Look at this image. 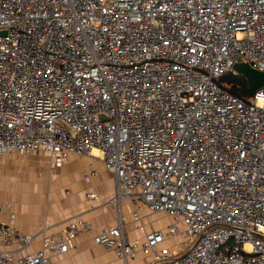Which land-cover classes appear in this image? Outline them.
Masks as SVG:
<instances>
[{"label": "built area", "instance_id": "obj_1", "mask_svg": "<svg viewBox=\"0 0 264 264\" xmlns=\"http://www.w3.org/2000/svg\"><path fill=\"white\" fill-rule=\"evenodd\" d=\"M239 57L264 72V0H0V162L45 150L62 167L97 151L117 201L176 219L143 242L121 217L94 234L126 260L264 264V86L245 101L218 82ZM93 231L76 217L15 256L35 236L11 215L0 264H47Z\"/></svg>", "mask_w": 264, "mask_h": 264}, {"label": "crops", "instance_id": "obj_2", "mask_svg": "<svg viewBox=\"0 0 264 264\" xmlns=\"http://www.w3.org/2000/svg\"><path fill=\"white\" fill-rule=\"evenodd\" d=\"M117 188V178L106 169L97 151L92 155L70 153L62 167H57L45 150L5 153L0 162V223L9 222L14 215L19 230L35 236L28 246L13 245L10 250L15 256L36 253L43 247L45 228L47 235H59L73 219L81 217L93 226V233L76 236L66 253L47 251V264H148L151 257L141 252L126 260L114 249L93 240L94 234L115 226L120 217L125 221L126 235L140 242L146 232L166 231L171 225L166 229L152 228L148 216L153 211L140 199L136 203L130 197L117 201ZM89 193L96 196L89 197ZM173 240L167 239L161 247L171 248L168 244Z\"/></svg>", "mask_w": 264, "mask_h": 264}, {"label": "trees", "instance_id": "obj_3", "mask_svg": "<svg viewBox=\"0 0 264 264\" xmlns=\"http://www.w3.org/2000/svg\"><path fill=\"white\" fill-rule=\"evenodd\" d=\"M219 84L226 90L231 92L243 100H248L254 93L249 82L240 74L234 75L233 73L224 74L219 80Z\"/></svg>", "mask_w": 264, "mask_h": 264}, {"label": "water", "instance_id": "obj_4", "mask_svg": "<svg viewBox=\"0 0 264 264\" xmlns=\"http://www.w3.org/2000/svg\"><path fill=\"white\" fill-rule=\"evenodd\" d=\"M235 69L243 76L251 85L253 90H257L264 86V72L253 68L245 59L239 57L235 62ZM77 136L75 131H72ZM1 210V207H0Z\"/></svg>", "mask_w": 264, "mask_h": 264}, {"label": "rangeland", "instance_id": "obj_5", "mask_svg": "<svg viewBox=\"0 0 264 264\" xmlns=\"http://www.w3.org/2000/svg\"><path fill=\"white\" fill-rule=\"evenodd\" d=\"M148 219L150 220L149 223H150L152 228L157 227L160 229H164V228L166 229L169 224H172L176 221V219L174 217H172V216H170L164 212H154V211H153V214H150V216H148ZM181 237H182V235L179 236L178 238L174 237V240L172 241L171 244L169 243L168 246L173 248V246L176 245L178 248L181 245L180 242L183 243V241H182L183 237L182 238ZM185 245H188L187 241H186Z\"/></svg>", "mask_w": 264, "mask_h": 264}]
</instances>
